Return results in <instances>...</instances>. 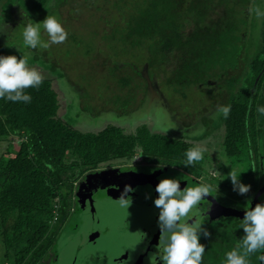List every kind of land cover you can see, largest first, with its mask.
I'll use <instances>...</instances> for the list:
<instances>
[{
	"label": "trees",
	"instance_id": "trees-1",
	"mask_svg": "<svg viewBox=\"0 0 264 264\" xmlns=\"http://www.w3.org/2000/svg\"><path fill=\"white\" fill-rule=\"evenodd\" d=\"M12 1L0 0V19L3 8ZM18 1L27 2L25 10L37 15L50 0ZM68 1L57 0L55 8ZM249 1L114 0L112 7L120 14L121 27L108 40L130 53L146 49L150 61L156 55L178 53L176 79L195 84L197 77H208L210 68L220 65L221 57L229 60L234 54L231 49L241 37L229 20L238 15L236 7L246 6L248 11ZM188 21L192 31L185 33ZM261 25L259 44L242 83L235 90L237 81L231 78L227 82L232 91L225 106H230V112L222 118V150L233 164L244 167L240 180L251 186L250 191L239 195L227 180L211 185L218 204L239 211L249 207L264 186V115L257 110L264 106V18ZM128 81L120 79L124 87ZM25 92L32 97L27 104L0 99V143L6 144L0 154V264H35L48 252L58 229L73 213L76 184L86 172L103 164L139 158L143 164L186 169L196 179L208 175L200 163L184 166L185 152L191 149L184 140L152 134L144 126L127 135L114 125L96 133L82 132L64 120L69 107L58 115L59 98L50 80L42 78L38 88ZM215 178L211 176V182ZM257 203H264V192ZM241 220L220 217L201 226L209 233L200 238L205 246L203 264H223L225 253L244 235ZM262 255L264 249L250 255L249 264H264L258 259Z\"/></svg>",
	"mask_w": 264,
	"mask_h": 264
},
{
	"label": "rangeland",
	"instance_id": "rangeland-1",
	"mask_svg": "<svg viewBox=\"0 0 264 264\" xmlns=\"http://www.w3.org/2000/svg\"><path fill=\"white\" fill-rule=\"evenodd\" d=\"M56 1L50 0L37 15L26 11L27 2H8L0 19V55H15L17 58L28 56L29 67L35 68L43 79L52 82L60 103L58 115L62 116L69 107L64 120L75 129L96 133L107 125H114L127 135L144 126L152 134L184 140L191 148L203 150V159L196 163H200L208 175H202L197 181L215 186L218 183L216 180H227L233 186L226 178L228 173L233 169L239 174L244 167L233 164L224 155L221 147L224 116L218 110L225 106L232 91L228 80L234 78L237 81L234 84L236 90L247 73L249 60L257 50L264 17L257 18L255 10L264 12V0H250L247 3L248 11L246 6L236 7L234 12L238 15L229 20L230 24H236L241 37L240 42L231 49L234 54L229 60L221 57L220 65L210 68L208 77L199 76L196 83L190 85L178 81L174 74L180 63L178 53L156 55L154 61H150L146 49L130 53L114 40H108L110 33L121 27L120 14L112 7L114 0H86V3L84 0H71L55 8ZM47 12L62 21L68 32L67 39L48 49L26 48L22 38L24 26L30 20L43 22ZM184 24L185 33L192 31L189 21ZM41 32L42 39L47 41V33ZM121 78L129 80L126 87L120 83ZM74 96H77L74 98L76 101ZM124 112L129 113L128 116L123 115ZM158 126H171L172 129L164 133L158 130ZM5 145L0 143V154ZM141 161L139 158L113 161L86 172L83 177L86 180H114L115 174L111 176L113 172L127 166L136 167L142 164ZM167 167L168 171H172L170 177L178 176L176 178H181L186 186L192 187L194 174L176 166ZM211 176L217 177L214 182H211ZM211 191L216 192L215 187L211 186ZM153 201L150 196L141 197L129 208L122 207L117 201L97 202L94 220L89 209L78 211L80 231L85 227L84 233L55 239L60 251L59 264H70L76 256L75 264H93L89 260L84 261V255L80 252L83 248H87L86 253L101 255L100 258L105 256L108 262L102 264H120L113 263L112 259L123 257L128 250L129 258L122 264H129L131 256L136 255L142 242L158 227L159 210ZM92 227L103 231L108 229L105 239L98 240L97 247L85 244V234ZM110 233L111 237L106 238Z\"/></svg>",
	"mask_w": 264,
	"mask_h": 264
},
{
	"label": "clouds",
	"instance_id": "clouds-1",
	"mask_svg": "<svg viewBox=\"0 0 264 264\" xmlns=\"http://www.w3.org/2000/svg\"><path fill=\"white\" fill-rule=\"evenodd\" d=\"M257 18L264 17V12L255 10ZM47 33V41L42 39V32ZM68 37L62 21L55 15H47L43 22L30 20L22 31L23 45L28 49H48L51 45L62 44ZM29 57L24 55H0V99L12 103H30L32 97L25 92L28 88H38L42 83L41 74L35 68L29 67ZM258 112L264 115V106ZM227 118L230 106H222L218 110ZM171 126H158V130L167 133ZM186 163L192 165L203 159V150L193 147L185 152ZM159 167H163L160 166ZM232 169V168H231ZM243 173V172H241ZM241 173L231 170L226 177L233 185V191L245 195L250 191V185L240 181ZM220 174V173H219ZM134 192L130 185H125L118 200L122 207L131 206L129 193ZM155 192L158 197L153 201L159 210L157 226L160 231V242L163 244V255L159 257L162 264H203L205 246L201 244V234L209 236L207 230L202 229L199 219H188L194 215L204 197L210 196L211 185L208 183L197 186L180 188L179 179H162L157 184ZM189 221H193L189 223ZM240 229L244 235L240 243L224 255L223 264H249L248 257L264 249V203L244 208V216L240 221ZM264 261V255L258 257Z\"/></svg>",
	"mask_w": 264,
	"mask_h": 264
},
{
	"label": "flooded vegetation",
	"instance_id": "flooded-vegetation-1",
	"mask_svg": "<svg viewBox=\"0 0 264 264\" xmlns=\"http://www.w3.org/2000/svg\"><path fill=\"white\" fill-rule=\"evenodd\" d=\"M168 168L169 167L167 166L159 167V165H155V164L153 165V164L142 163L136 165V167L127 166L125 169H121V170H117V172H113L111 176L115 174L116 178L114 180H112L111 178H107L105 180L104 179L99 180L97 178H94L92 180L90 179L86 180V178L82 177L81 180L78 182V184H76L75 186V199L72 198V201H74L73 213L68 217L66 223H63L61 227L58 229V233L55 236V239L59 240L62 237L69 238L73 235L76 236L77 234H80V232L84 233L85 227H83V229L80 231L81 220L77 217L78 213L81 211L84 212L86 209H89L91 218L92 220H94V216L97 213L95 209V204L97 202H105L106 200H111V201L118 200L120 196V192L123 190L125 185H130L134 189V192L129 193V196L131 197V201H132L131 203L133 204L135 201L138 202L141 199V197H145V196L146 197L150 196L151 201L155 200L158 197V194L155 192V188L162 179H166V178L179 179L180 188L181 190H183L186 187V184H184L181 178H176L178 176L170 177V173H172V171H168L167 170ZM144 169H148L149 172ZM175 170L179 171V169H175ZM148 174H152V175H148ZM172 175L173 174H171V176ZM197 180L199 179L196 178L194 179L192 187L201 184ZM210 194H211L210 196L203 198L204 201H202L201 204L196 209L193 210L194 215L190 214L188 219H199L200 221H202V225H206L208 223L215 221L211 219L210 216L207 215L211 206L208 198L210 197L214 198L212 192ZM135 205H138V203ZM192 222L193 221H189V223ZM96 223H98L97 220ZM67 230L68 233L66 232ZM87 231L88 230H85V232ZM107 232L108 229H105V231H103L92 227L90 231H88L85 234L86 236L85 244H88L89 246L91 245L92 247L93 246L97 247L99 243L98 240L101 239L104 240ZM159 232H160L159 228L157 227L154 229L152 235H148L146 241H144L145 244L144 242H142V245L139 248V251L136 253V255L131 256V260L129 264H162L159 257L162 256L163 253L162 252L163 244L160 242ZM108 237H111V233L106 236V238ZM58 250L59 248L57 241L54 240L49 251L46 252L44 255H42L35 264H59L58 257L60 256L59 253L60 251ZM86 250L87 248H83V250H80L81 255L82 254L84 255L83 256L84 261L89 260V263H93V264H97V263L102 264L108 262L105 256L104 258H100L101 255L95 256L94 253L93 254L86 253L85 252ZM77 251L79 252V250ZM118 257L112 259V262L122 264L124 261L128 260L129 251L127 250L123 257L120 258ZM76 258H74L72 262L70 261V264H75Z\"/></svg>",
	"mask_w": 264,
	"mask_h": 264
},
{
	"label": "water",
	"instance_id": "water-1",
	"mask_svg": "<svg viewBox=\"0 0 264 264\" xmlns=\"http://www.w3.org/2000/svg\"><path fill=\"white\" fill-rule=\"evenodd\" d=\"M264 192V186L257 192V194L253 197V199L250 201L249 207H255L257 203V198L262 195ZM211 206L207 213L208 216H210L211 219L216 220L220 217H234L238 219H243L244 216V210L239 211L233 208H227L223 207L213 198H208ZM160 234V232H159Z\"/></svg>",
	"mask_w": 264,
	"mask_h": 264
}]
</instances>
